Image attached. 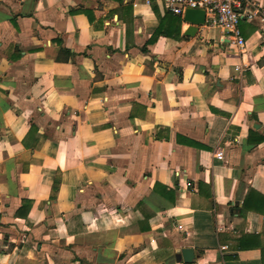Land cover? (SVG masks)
Returning <instances> with one entry per match:
<instances>
[{"label":"crops","instance_id":"1","mask_svg":"<svg viewBox=\"0 0 264 264\" xmlns=\"http://www.w3.org/2000/svg\"><path fill=\"white\" fill-rule=\"evenodd\" d=\"M209 19L0 0V264H264V25Z\"/></svg>","mask_w":264,"mask_h":264},{"label":"built area","instance_id":"2","mask_svg":"<svg viewBox=\"0 0 264 264\" xmlns=\"http://www.w3.org/2000/svg\"><path fill=\"white\" fill-rule=\"evenodd\" d=\"M169 13L182 16L187 10H202L209 15L211 26L219 27L233 39L238 50H246V42L239 29L242 20L259 19L264 25V6L256 0H158ZM222 159V155L218 156Z\"/></svg>","mask_w":264,"mask_h":264},{"label":"water","instance_id":"3","mask_svg":"<svg viewBox=\"0 0 264 264\" xmlns=\"http://www.w3.org/2000/svg\"><path fill=\"white\" fill-rule=\"evenodd\" d=\"M185 20L192 26L199 27L206 24V13L202 10H187L185 12ZM180 259L186 263L191 264L195 259L194 251L190 249H184L180 253Z\"/></svg>","mask_w":264,"mask_h":264}]
</instances>
